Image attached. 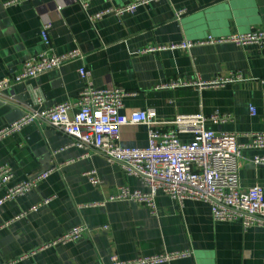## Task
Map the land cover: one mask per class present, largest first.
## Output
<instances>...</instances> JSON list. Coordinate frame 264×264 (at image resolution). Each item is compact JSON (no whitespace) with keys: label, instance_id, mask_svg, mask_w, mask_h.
I'll return each mask as SVG.
<instances>
[{"label":"crops","instance_id":"obj_1","mask_svg":"<svg viewBox=\"0 0 264 264\" xmlns=\"http://www.w3.org/2000/svg\"><path fill=\"white\" fill-rule=\"evenodd\" d=\"M129 1L92 0L89 11ZM177 10L184 12L176 17ZM44 21L51 22L54 52L77 47L82 55L5 89L0 127L27 110L39 112L73 100L82 87L77 69L84 66L96 87L116 85L129 92L123 98V113L151 108L162 120L196 112L230 113L232 122H206L205 127L235 131L236 141L242 144L250 141V132H264V50L256 44L222 43L137 53L148 44L260 27L264 0H157L120 16L107 13L94 22L75 0L0 4V78L17 73L25 58L45 48L39 33ZM232 72L242 79L214 87L166 86L173 79L191 84ZM34 95L41 96L40 104L34 102ZM250 106L255 108L254 115ZM69 141L63 132L39 120L0 140V164H7L12 173L9 185L50 171L35 188L0 205V264H109L111 254L129 259L186 249L190 255L153 264H264V227L214 221L209 204L201 200L178 203L158 194L155 213L129 200H108L121 184L131 189L144 187L118 163L108 162L94 150L69 145ZM119 143L145 146L147 127L122 126ZM84 152L87 157H81ZM261 153L253 147L241 150V188L264 185L263 169L250 162ZM90 169H95L99 185L90 184L84 176ZM3 190L0 184V197ZM77 224L87 228L81 239L49 245Z\"/></svg>","mask_w":264,"mask_h":264},{"label":"built area","instance_id":"obj_2","mask_svg":"<svg viewBox=\"0 0 264 264\" xmlns=\"http://www.w3.org/2000/svg\"><path fill=\"white\" fill-rule=\"evenodd\" d=\"M23 1L25 0H0V4L7 7ZM75 1L85 12L87 19L94 22L107 13L120 16L157 0H130L121 6L96 11H89L92 0ZM183 12L184 10H177L176 17ZM50 28V21H44L40 27L39 33L45 48L25 58L17 73L0 78V100L3 91L13 84L81 57L82 53L77 47L60 53L54 52L51 49ZM222 43L242 46L256 44L264 50V24L246 32L220 36L208 34L196 40L170 44H148L139 48L137 53L147 54L166 49L189 50L194 46ZM77 71L82 87L73 100L54 104L39 112L27 110L19 118L0 127V140L20 131L31 122H47L69 137V145L99 152L108 162L118 163L127 175L138 177L144 187L131 189L127 184H121L109 195L108 200H129L145 206L152 213L156 212L155 198L158 194L168 196L178 203L186 199L201 200L209 204L214 221H238L244 228L264 227V185L254 184L241 188L239 184V159L243 148L253 147L262 151L261 154L254 155L250 162L264 171L263 131L250 132V141L242 144L236 141L238 133L235 131H214L205 127L206 122H232L234 118L230 113L215 111L208 115L202 112L177 114L170 120L159 119L151 108L123 113V98L129 93L126 89L116 85L96 87L88 69L79 66ZM241 79L239 74L232 72L228 76H215L210 80L191 84L173 79L166 86L214 87ZM33 100L37 104L42 102L39 95H34ZM249 112L254 115L255 108L250 106ZM127 124H144L147 127L145 146L129 147L119 143L120 128ZM183 135L188 137H182ZM87 156V152L81 155ZM49 172L46 170L9 185L12 177L10 167L0 164V184L4 187L0 205L35 188ZM84 176L90 184L99 185L95 169L85 171ZM48 199H44L42 203H46ZM35 208L34 206L33 209ZM86 231L84 224L74 225L51 240L49 245L77 241ZM188 255L190 251L187 249L129 259H120L116 254H111L109 264H153Z\"/></svg>","mask_w":264,"mask_h":264},{"label":"water","instance_id":"obj_3","mask_svg":"<svg viewBox=\"0 0 264 264\" xmlns=\"http://www.w3.org/2000/svg\"><path fill=\"white\" fill-rule=\"evenodd\" d=\"M23 115V114H22Z\"/></svg>","mask_w":264,"mask_h":264}]
</instances>
